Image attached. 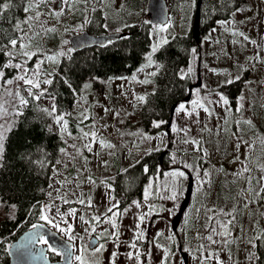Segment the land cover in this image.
Returning <instances> with one entry per match:
<instances>
[{"label": "rangeland", "instance_id": "374dc122", "mask_svg": "<svg viewBox=\"0 0 264 264\" xmlns=\"http://www.w3.org/2000/svg\"><path fill=\"white\" fill-rule=\"evenodd\" d=\"M114 8H117L121 5L118 0H111ZM167 2V0H165ZM107 0H104V4ZM243 9L245 11L236 13L234 19L236 21L235 27L240 31H243L247 36L250 37L251 40H255L257 43L254 45L248 41H243V38H239L241 43L233 45L231 41L233 39H237L230 34V31H225L224 27L216 24L214 27L216 31L210 30L209 33L200 40V51L199 54L193 53L192 59L189 67L193 69L191 73L194 78L195 87L192 91L189 101H192L197 98L195 91L196 89H200V97L203 98L208 96L209 99L215 101L218 97L215 95L216 92L223 93L221 91L222 88L228 86L229 84H225L224 82L228 79L234 78L237 75L241 77L240 80H243L242 87L238 96L242 93L246 97L244 104V112L243 117L245 119L251 118L255 127L249 128L247 125H242L244 131L242 133L243 139L248 141L250 144L254 145L253 150L251 151V160L252 163L250 167L253 168V175L260 176L261 173L256 168L257 163H264V145L260 144L258 140L259 136H264V108H261L260 105L264 104V64L255 63L250 64L248 62V58L255 56L259 51L261 56H264V1L263 0H248L247 6ZM31 15V13H28ZM251 19H248V18ZM130 18L134 21H137L141 17L137 14L130 15ZM148 21V17L146 18ZM180 18H178L179 20ZM233 19V17H231ZM230 19V20H231ZM62 23L56 24L57 32L54 33L56 36H59V41L57 45V49L53 51L52 44L48 43L47 38L44 39L42 43V48L45 51H48L49 54L55 53L58 51L66 52L69 49V43L63 44V41L72 37V33H77L79 30L73 31L75 27L71 25L70 22V14L61 18ZM175 20L172 17H169V21L171 26L168 28L166 32L160 33L159 36L153 34V26L150 28V37H151V45L154 42H157L160 37H167L169 33L172 31H179V22L180 20ZM178 21V22H177ZM240 21H244V23H240ZM131 22V23H133ZM55 21H49V24H55ZM23 27H27L24 25ZM67 28L70 32H66L64 29ZM206 37H210L206 39ZM219 40V43L216 41ZM48 43V46L46 45ZM150 45V47H151ZM259 45V48L257 47ZM50 50V51H49ZM150 51V49H149ZM37 58H34L33 61H30L28 67L31 68L35 63ZM153 60L154 59L153 56ZM157 62V61H156ZM147 63L146 59L141 65H145ZM241 66L248 68V71H242ZM140 67V68H141ZM45 73L47 72H55L56 67L55 64L51 62H45L42 66ZM210 69H216V72L211 71ZM183 72L187 73L188 69H182ZM157 67L153 64L151 67H145L143 71H138L135 75L137 77V81H143L148 79L151 83L142 84L137 81H131V77L128 79L118 80V81H95L93 79H88L83 84L79 93H76V100L73 108L65 113H70V115L66 116L68 121V130L73 134V136H78L80 134L79 129L84 128L85 131H91L92 119H89L84 122V124H80V113L85 109L88 110L90 115L94 117L96 123V129L98 131L99 136L106 139L115 145V148H101L99 143L93 145V151L88 152L87 150L83 151V156L87 157V161H85L82 157H77V159L73 163L68 164L67 170L63 168L61 164L55 166L56 169L60 170V175H55L54 170L52 169V176L50 184L52 187L49 189V192L52 193V196L55 197L57 193L54 189H60L61 193L68 191V189H73L76 193L75 196L69 195L68 198L70 200H75L77 196L81 192L84 195L92 197V204L96 208H101L100 211H93L92 209H78L77 218H72L70 216L66 217L68 222L73 225L75 229L74 234L79 237H83V240L77 239L73 241L74 244V255L81 254V248L88 246V242L90 240L89 232H85V228H89V225L81 222L78 217L80 215H84L85 219H89L94 215L104 214L107 211V208L111 203H116L119 201L117 194L112 186V181L116 177L118 170L120 172H125L128 168H130L133 163L138 162L144 155L150 153L157 147L160 150H164L168 152L169 149L166 146L170 145L171 156L173 153L176 154V158L178 161H187L188 163H193L195 159L198 157V154L193 152V146L191 144L185 145L179 143L180 136L172 131L170 126V137L163 136V141H161L160 135L153 136L150 132L145 131L142 126L138 122L140 108L144 102L137 101L135 99L136 96L143 95L145 96L147 93L153 91L156 87L154 77L151 76L150 73L158 72ZM17 74V70H16ZM181 75V72H180ZM49 78L45 75L41 76V79ZM237 80V81H240ZM236 81V82H237ZM245 81H253L250 85H245ZM88 83L91 85L90 88L85 89L84 85ZM200 83V86L196 87V85ZM193 84V85H194ZM2 85V82H0ZM46 84H41V89L46 88ZM206 86V87H203ZM8 89L15 91L17 87V83H13L12 85L6 86ZM4 92V86H0V93ZM211 93V95H209ZM224 94V93H223ZM24 95L27 97V93ZM228 99L231 96L224 94ZM237 96V97H238ZM10 99L6 95L3 96V100ZM86 99V103H85ZM234 99V98H233ZM235 104H236V98ZM188 101V102H189ZM231 102V99H229ZM185 102L186 107L191 108V105ZM253 102L255 107L252 110H249V103ZM42 103L46 105L49 109H51L53 100L52 98L43 99ZM232 104V103H231ZM11 113L13 110L9 105H5ZM216 114L223 118L225 113L221 106L213 105ZM236 105L232 104L233 112L235 110ZM104 108H109L110 111L105 113ZM119 112V116H116L115 113ZM63 114V113H59ZM237 118H239V114H237ZM15 115L6 116L3 119H0V123H4L5 120H15ZM197 117L192 116L189 118L184 112H176V109L173 114L172 123H175L177 127H190L192 128L191 135L197 136L199 135V129L204 123H208L210 128H214L218 123L216 117L208 118L206 114L201 110L199 114L200 124L193 123ZM121 121H123L121 123ZM106 125V127H105ZM79 126V127H78ZM87 126V127H86ZM50 128L53 131L57 132L60 135L58 126L51 122ZM235 130V125L233 124L229 133H222V138L217 141V138L213 136H209L208 133H205L206 139V147L211 153L210 159L207 164L204 165L205 168H211L213 165L215 168L219 169L221 165L225 169L227 176L224 173H220L216 175L213 173L214 184H213V193L212 196L206 201V203L211 206L213 202H216L220 207H231L233 201L231 199L226 200L225 197L231 195L230 197L236 196V193L239 189L247 187L246 183L243 180L236 181L232 183L234 177L231 173L236 172L240 169L241 165L239 162L233 163L232 159L237 154L235 140H229L228 137L231 134V131ZM143 132L152 136V140H143L139 135H131L130 133ZM121 133H124L121 135ZM64 142L67 140V145L77 144L78 146H83L85 141L79 139H72L65 135L63 138ZM172 141V143H170ZM217 143L220 145L219 151H217ZM65 147L67 145L64 143ZM186 150V152L184 151ZM68 151L70 153H74V150L71 147H68ZM241 154V160L244 159L245 146L241 145L239 149ZM112 153V154H110ZM60 160H66L64 156L61 157ZM105 161L107 164L105 165ZM179 163L174 164L171 162L170 169L173 167H180ZM81 170L80 179L83 180V184L80 188H75L76 180H73L72 184L67 185L65 188H61V185L57 181H62L65 176H76V170ZM169 169V170H170ZM168 170V171H169ZM187 171V170H185ZM189 174L193 178V193L195 192V174L193 172H189ZM91 175L95 184H90L87 182L85 177ZM155 178L152 177L151 180ZM160 179H163V176H160ZM110 181V182H109ZM106 182V183H105ZM148 182V184H149ZM188 181L184 183V187L186 189ZM147 184V185H148ZM106 185H110L109 189ZM257 190H259V186H256ZM216 189L221 193L220 199H217ZM126 190L129 192L131 190L130 187H126ZM109 194L114 196L115 199L111 202L109 201ZM183 197L175 202L177 207H174L172 201L168 200H160L156 198H152L147 202L143 201V196L139 201L142 202L141 207L137 208L133 203L127 208L128 210L125 212L124 210H119L122 215L117 217V223L119 225V247H116V244L111 240H100V243L105 244V250L102 253H93L88 250L84 252L85 259L89 262V264H95L98 261V264H110L111 254L113 251L118 253V256L115 260V264H138L136 259H129L128 253L131 251L135 255L136 251L139 250V253H143L144 256L140 258V261L143 264H162V259L165 255L164 249H168V246L171 242L176 241V248L181 250L182 254L187 255L188 264H199V261L193 258V254L191 252H183L182 249L185 247H191L195 249L198 247L199 242L196 240L191 241V245H189L188 241V233L187 229L189 225H185L184 220L185 216L183 215L180 224L178 225L176 231L174 232L172 229V222L176 219V215L178 212V208L180 203L182 202ZM47 202H50L49 199ZM56 205L59 206L61 203L60 200L55 201ZM191 203H196L195 199H191ZM149 204L155 205L158 210L157 213H153L145 218V221L140 225L141 229L144 231V237L139 242V248L131 249L129 245L135 240L136 234V224L139 223L138 216L142 213H147L149 210ZM84 206V205H83ZM168 209H172L170 213ZM188 210V208H187ZM186 210V211H187ZM257 215L254 217V220H259L260 227L264 228V217L259 216V212H264V207H258L255 209ZM116 211V210H114ZM62 212V211H61ZM63 213V212H62ZM174 213V214H173ZM55 214V208L52 210L50 215ZM101 216V215H100ZM111 216V213L109 214ZM4 217V211L0 205V220ZM59 219V218H58ZM238 220H241L244 228L247 230V235L249 238L253 237L256 233H252V221L249 220L248 212L245 211L242 217H238ZM43 223L49 227L50 229L57 232L61 237L67 239L66 236L59 233L56 229L52 228L51 225L47 224L45 221ZM94 223V222H93ZM61 226H64L63 224ZM97 232L91 233V237H95L97 233L102 232L104 229H108L109 231H113L111 225L108 223L102 222L96 226ZM162 233L161 236H157V233ZM174 235V240H169L168 237ZM239 228L235 229L233 232L234 236L239 235ZM137 243V242H136ZM40 245H45L41 244ZM159 245V246H158ZM180 246V247H179ZM238 246V248H236ZM247 245L245 243H238L232 245V257L229 259L228 252L226 250L220 251V259L224 261V264H250V261L246 259L247 256ZM196 256H199L200 253H195ZM204 255H207L205 252ZM172 264H183L182 256L179 252L174 253L172 256ZM72 264H78V262L73 261ZM211 264H215L213 260Z\"/></svg>", "mask_w": 264, "mask_h": 264}, {"label": "snow or ice", "instance_id": "6c2138e0", "mask_svg": "<svg viewBox=\"0 0 264 264\" xmlns=\"http://www.w3.org/2000/svg\"><path fill=\"white\" fill-rule=\"evenodd\" d=\"M96 0H27L26 6L23 8L24 13H31V15H27L23 21L17 20L13 26V32L15 34L9 35L5 38L6 42H0V54L8 57L7 61L0 65V82L4 86V92L0 93V100L3 99V96L6 95L10 99L3 100L0 102V119H3L6 116L15 115L20 116L23 114L22 109L27 107L29 104L30 97L32 100H39L47 93V89H41V84L51 85L53 80L51 78L41 79L42 75L47 77H51L53 73L47 72L45 73L42 66L45 62H51L53 64L58 63L59 57L64 56L66 53L64 51H58L55 53L49 54L48 51H45L42 48V43L45 38L49 37L51 34L57 32L56 24L62 23L61 18L64 17L68 13H74L77 10V6L79 4H84L85 8L88 7L90 3L94 4ZM202 3L203 0H200ZM191 4L193 7H198L197 0H191ZM211 8L215 9V5L211 4ZM12 7L11 0H3L0 2V18L3 17L5 11ZM123 7V6H121ZM223 7V5H221ZM92 11H96L93 7ZM245 9L237 7L233 12H231V16L233 19L231 20H217L216 23L221 27H224L225 31H230V34L237 39H233L231 43L233 45L241 43L239 38H243V41H248L252 44H256L255 40H251L249 36H247L243 31H240L235 27L236 21L234 19L236 13L243 12ZM248 19H251L250 17ZM49 21H55V24H49ZM85 16L84 22L78 26L79 29H83L85 25L90 23ZM148 23H151L150 21ZM240 23H244V21H240ZM22 25H26L27 27H22ZM171 26L170 22L163 25H153V34L159 36L160 33L166 32L168 28ZM125 27H130L129 25H125ZM65 31L69 29L65 28ZM76 31V29H72ZM122 29H117L116 32L120 33ZM212 31H216L215 28ZM126 36L117 35L116 39H127ZM210 37H206L209 39ZM113 40L110 38L106 43L111 44ZM169 41L167 37H160L157 42H154L150 51L145 54V59L147 63L143 65L141 68L137 69V71H143L145 67H151L153 64L156 65L157 70L161 67L156 61L153 60V56L155 53ZM219 43V40L216 41ZM63 44H68V41H63ZM103 46V45H102ZM259 48V45H257ZM264 50V49H261ZM50 51V50H49ZM68 52L73 51L72 48L67 50ZM195 49H192V52L195 53ZM34 58H37L35 63L31 68L28 67L30 61H33ZM13 61H16L13 63ZM248 62L250 64L262 63L264 64V56L259 54V51L255 56L249 57ZM14 68L17 70V74L11 79H5L4 69ZM213 72H216V69H210ZM242 71H248L249 69L241 66ZM193 72L191 66L188 68L187 73L181 70V79L185 78L186 75H190ZM151 76L157 75V72L150 73ZM113 79L112 77L109 80ZM116 79H128L127 77H116ZM131 81H137V77L135 74L130 78ZM241 77L237 75L234 78L226 80L225 84L235 83L237 80H240ZM142 84L151 83L150 80L145 79L143 81H137ZM13 83H17V87L15 91L8 89L7 85H12ZM245 85H250L253 81H245ZM69 87L71 85L69 84ZM91 85L86 83L84 88H90ZM206 87V86H203ZM27 93V97L24 93ZM75 94V90H73ZM200 89H196L195 94L197 96L196 99L189 101L188 103L191 105V108L186 107L185 103H180L176 107V112H184L189 118L192 116L197 117L196 120L193 121L195 124H200L199 114L202 110L208 118L216 117L218 123L214 128H210L208 123H204L199 129V135L193 136L192 128L190 127H177L175 123L171 125L172 131L177 133L181 138L179 143L188 145L191 144L193 146V152L198 154V157L195 159L193 163H188L187 161H178L176 158V154L173 153L171 156V160L174 164L179 163L180 167H173L169 171L161 173L157 170L155 178L149 182V184L145 187L143 193V201L147 202L152 198L160 199V200H168L172 201L174 207H177L175 202L179 201L182 197L186 196V189L184 187V183L189 180V172H193L195 174V192H189L188 195L195 199L196 203L189 204L188 210L184 212L185 225H190L195 231L189 241L196 240L199 242L198 247L192 249L191 247H185L182 249L183 252H191L193 254V258L199 261V264H211L214 260L215 264H224V261L220 259V251L226 250L229 255V259L232 257V245L238 243H245L247 247V256L246 259L251 262V264H256L258 260H260V256L257 254L254 249L257 248L256 241H261L264 244V228L260 227L259 220H254V217L257 215L256 208L264 207V163H257L256 168L261 173L260 176L253 175V168L250 167L252 163L251 160V151L254 148L253 144H250L248 141L243 139L242 133L244 128L242 125H247L249 128H254L255 125L251 118L245 119L243 117L244 112V104L246 97L243 93L236 98V107L233 112L232 104L229 99L220 92H216L215 95L218 97L217 100L213 101L205 96L203 98L199 95ZM50 95V94H49ZM211 95V93L209 94ZM135 99L140 102H145L146 97L143 95L136 96ZM53 104L51 109L43 108L40 111L44 112L48 117L52 118L54 123L58 126L61 137L63 138L67 135L72 139H79L85 141L83 146H78L77 144L67 145V140L64 143L67 147H62L59 149V152L62 156L66 158V160H57L56 164H61L65 170L68 168L69 163H73L77 159V157H82L85 161H87V157L83 156V151L87 150L88 152L93 151V145L99 143L101 148L113 149L115 145L106 139L99 136L98 131L96 129V123L94 117L90 115L87 109L80 113V124H84L85 121L92 119L91 131H85L84 128H80V134L78 136H73V134L68 130V121L66 116L70 115V113L57 114V107L55 105V97L52 96ZM85 99V103H86ZM5 105H9L12 108V112L10 113L8 108ZM213 105H219L224 110V117H219ZM255 107L253 102L249 103V110H252ZM261 108H264V104L260 105ZM109 108H104V112H109ZM237 114H239V118H237ZM116 116H119V112L115 113ZM123 121H121L122 123ZM15 120H5L4 123H0V162L4 159V153L6 151L5 143L7 140L8 133L12 131L15 126ZM162 123H167L166 121H153V127L159 128ZM235 125V130L231 131L229 140H235V148L236 155L233 157L232 162H239L241 165L240 169L231 175L234 177L232 183L236 181L243 180L247 187L241 188L237 191L236 196L234 197H225V199H231L233 201L231 207H220L216 202H213L211 206H209L206 201L212 196L213 193V184L214 178L213 173L216 175L220 173H224L227 176L229 173L225 171L223 166L219 169L215 168L213 165L211 168H205L204 165L208 163L211 153L206 147V139L204 134L208 133L209 136H215L217 141H219L222 136L221 134L229 133L232 125ZM79 127V126H78ZM87 127V126H86ZM106 127V125H105ZM49 131L51 128L49 127ZM124 133H121L123 135ZM131 135H139L143 140H152L153 137L149 136L143 132L130 133ZM168 133H163L161 136V141H163V136H167ZM258 140L261 145H264V136H259ZM172 143V141H170ZM241 145L245 146V152L243 154L244 159L241 160V154L239 149ZM68 147H71L74 150V153H70L68 151ZM220 145L217 143V151H219ZM159 151V147L154 149ZM186 152V150H184ZM112 154V153H110ZM41 167L45 165V161L41 160ZM107 161H105V165ZM2 166V163H0ZM53 170L55 175H60V170L56 169L53 165ZM187 170V171H185ZM145 173L148 172L147 166L144 168ZM76 176H65L62 181H57L61 188L67 187V185L72 184L73 180H76L75 188H80L83 184V180L80 179L81 170H76ZM163 176V179H160V176ZM88 183L95 184V181L88 175L85 177ZM106 183V182H105ZM259 186V190H257L256 186ZM109 189L110 185H106ZM51 188L52 185L50 184ZM57 193L55 197L52 196L51 192H48L47 195L49 197L50 202H46L40 207V215L39 219L45 221L47 224L51 225L52 228L56 229L59 233L63 234L67 237V242H62V247H58L54 244H50L49 240L46 239L43 235L39 233L33 234V236L28 238L30 244H35L37 242L41 244H45L48 246V250L56 255H64L66 264H72L73 261L78 262V264H89V262L85 259L84 252L88 251V247L81 248L80 255H73L72 244L71 242L81 239L83 237H79L74 234L75 229L73 225L68 222L66 217L70 216L72 218H77L78 209L75 207H69L66 212H61L60 207L56 205L55 201L60 200L65 205L71 204H80L85 207L91 208L92 197L85 196L83 192L76 197L75 200H70L68 196L71 194L73 196L76 195L73 189H68V191L61 193L60 189H54ZM115 197L109 194V201L114 200ZM217 199H220L219 195H217ZM133 204L140 208L142 202L141 201H133ZM14 209L16 206L11 205ZM55 208V214L50 215L52 210ZM116 209V211H114ZM128 209H125L126 212ZM171 213L172 209H168ZM248 212L249 220L252 221V229L251 231L256 233L253 237L249 238L247 235V230L244 228L241 220H238V217H242L244 212ZM111 213V216L108 215ZM153 213L158 214V210L155 205L149 204V210L147 213H142L138 216L139 223L136 224V234L135 240L129 245L131 249H137L136 240H140L144 237V231L141 229L140 225L145 221V218ZM174 214V213H173ZM122 213L119 211V202L111 203L107 208L106 213L103 214V222L111 225L113 231H109L108 229H104L102 232L97 233L94 238L91 237V233H96V226L102 222V217L100 215H94L89 219H85L84 215H80L78 219L86 225H89V228H85V232H89L90 240L89 243L92 245L91 251L95 253H102L105 250V244L100 243L99 241L111 240L116 244V247H119V225L117 223V217L121 216ZM260 217H264V212H259ZM59 218V219H58ZM94 222V223H93ZM64 226H61V225ZM43 227V225L33 224L32 228ZM239 228V235L234 236L233 232L235 229ZM162 233H157V236H161ZM174 235L169 236V240H174ZM159 246V245H158ZM24 245L18 246L19 249L24 248ZM165 255L162 259V264H169V257L174 255L170 249H164ZM199 252L200 255L196 256L195 253ZM207 255H204V253ZM22 254V253H21ZM129 259H136L138 264H143L140 261V253L139 250L136 251L135 255L133 252H129ZM118 256L116 251H113L111 254L110 264H115V260ZM46 259V257H45ZM98 264V261L95 262Z\"/></svg>", "mask_w": 264, "mask_h": 264}, {"label": "trees", "instance_id": "16d2710c", "mask_svg": "<svg viewBox=\"0 0 264 264\" xmlns=\"http://www.w3.org/2000/svg\"><path fill=\"white\" fill-rule=\"evenodd\" d=\"M118 1L121 5L117 10L111 0H107L105 4L104 0H96L87 8L84 4H79L74 13H68L70 14L69 23L82 33L88 32L96 36L120 34L128 38L118 39L105 47H93L79 52L66 51L64 56L59 57L58 63H55L56 71L51 72L53 75L49 77L53 83L44 88L47 89V93L38 101L28 97V106L22 109V115L16 116L15 126L8 133L4 159L0 162L2 163L0 166V205L4 211V217L0 220L1 264H8V248L20 235L31 229L33 224H44L39 219L40 207L49 199L47 193L50 189L53 165H59L56 164V161L62 157L59 149L65 147L59 134L52 128L49 131L53 120L40 111L43 108L49 109L42 103V100L54 96L57 114L65 113L73 108L76 93L80 92L86 80L109 81L112 77V81H118L123 79H116V77L130 78L138 72L137 69L145 61V54L149 52L151 45L150 28L152 26L146 19L148 0ZM247 2L248 0H211V4L215 5L213 9L210 0H203L200 8L199 45L200 40L216 26L217 20H230L231 12L237 7L244 8ZM11 3L12 7L0 18V42H6L7 36L15 34L13 26L16 21H23L28 15L23 11L27 0H11ZM167 5L169 17L175 20L180 18V33L171 30L168 35L169 42L154 55V59L161 67L154 77L155 89L145 95L146 100L140 108L138 122L153 136L168 133L167 136L170 137V129H167V125L171 112L174 107L176 109L180 103H183L194 89L192 74L181 79L180 72L184 68H189L193 55L192 49H195V53L200 56V47L195 43L192 33L196 7L192 6L191 0H167ZM93 7L96 11H92ZM132 14H137L141 18L133 22L130 18ZM85 16L91 22L83 29H79L78 26L84 22ZM125 25L130 27H125ZM117 29H122V31L117 33ZM73 35L75 33H72ZM58 37L54 33L47 37L48 43L52 44L53 51L57 49ZM48 43H46L47 46ZM7 59L8 57L0 54V65ZM4 72L5 79H11L16 75L14 68L4 69ZM242 84L243 80H240L221 89L224 94L231 96L229 99L233 105H236L234 99L237 98ZM153 121H166L167 123H162L159 128H155ZM168 148L172 150L170 145ZM41 160L45 161L43 167L38 163ZM171 162L170 153L163 150L151 151L138 162L133 163L125 172L118 170L112 186L119 198V210H125L133 201H139L149 180L156 175L157 170L161 173L168 171ZM145 166L148 168L147 173L144 171ZM127 186L131 188L129 192L126 190ZM217 195L220 197L221 193L216 189ZM226 200L229 201V199ZM11 205L16 207L13 209ZM59 207L62 212H66L69 207L81 210L88 208L80 204L65 205L62 202ZM88 209L101 210L95 206ZM100 215L103 218V214ZM194 231L195 229L189 225L187 229L189 241ZM256 243L257 248L254 251L260 256L256 264H264V244L261 241H256ZM47 255L53 262L60 259V255L50 251Z\"/></svg>", "mask_w": 264, "mask_h": 264}, {"label": "water", "instance_id": "95a60500", "mask_svg": "<svg viewBox=\"0 0 264 264\" xmlns=\"http://www.w3.org/2000/svg\"><path fill=\"white\" fill-rule=\"evenodd\" d=\"M198 7L195 8V14L193 19V25H192V33L194 36V41L197 45H199V38H200V8L202 3L200 0H197ZM146 13L148 17V21H150V25H163L167 24L169 21V9L167 2L165 0H148ZM117 35L121 36L120 34H102V35H93L88 32H84L81 35H74L72 36L68 43L69 48H72V52H79L88 48L93 47H105L107 45V41L111 38L113 42H115ZM103 45V46H102ZM200 86V83L196 85V87ZM195 87V86H194ZM192 88H189V91L191 92ZM190 95L184 100V102H188L190 99ZM175 107L173 108L169 123L167 125V129L170 128L172 118H173V112ZM193 190V179L191 176H189L188 184L186 187V196L183 198L176 215V219L173 220V230L175 231L178 227L182 216L186 209L188 208L191 196L188 195L189 192L192 193ZM172 222V223H173ZM37 225H43V227L38 228H31L27 231H25L22 235L18 237V239L13 242L9 248H8V256H9V262L8 264H66L64 255H60V259L58 261H51L47 255L48 253V246L47 245H40L39 242L35 244H30L28 241V238L33 236L35 233H39L40 235H43L46 239L49 240L50 244H54L58 247H62V242H67V239H64L61 237L57 232L54 230L48 228L44 224H37ZM94 238V237H92ZM72 244V250L74 255V244ZM24 245L25 247L22 249H19L18 246ZM88 249L91 250L92 245L88 242ZM22 253V254H21ZM46 257V259H45ZM183 264H188L187 255H182ZM1 264V263H0Z\"/></svg>", "mask_w": 264, "mask_h": 264}, {"label": "flooded vegetation", "instance_id": "af4514ba", "mask_svg": "<svg viewBox=\"0 0 264 264\" xmlns=\"http://www.w3.org/2000/svg\"><path fill=\"white\" fill-rule=\"evenodd\" d=\"M174 231V230H173ZM175 232V231H174ZM100 242V241H99ZM135 242H137L136 244H137V247L139 248V242L136 240ZM168 249H170L171 250V252H173V253H177L178 252V249L176 248V241L175 242H171V244L168 246ZM180 253V252H179ZM180 254H182V253H180ZM144 256V254L143 253H141L140 254V258L141 257H143ZM173 256V255H172ZM172 256H170L169 257V264H172Z\"/></svg>", "mask_w": 264, "mask_h": 264}, {"label": "bare ground", "instance_id": "6f19581e", "mask_svg": "<svg viewBox=\"0 0 264 264\" xmlns=\"http://www.w3.org/2000/svg\"><path fill=\"white\" fill-rule=\"evenodd\" d=\"M173 224H174V222L172 223V228H173Z\"/></svg>", "mask_w": 264, "mask_h": 264}]
</instances>
